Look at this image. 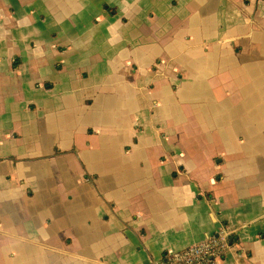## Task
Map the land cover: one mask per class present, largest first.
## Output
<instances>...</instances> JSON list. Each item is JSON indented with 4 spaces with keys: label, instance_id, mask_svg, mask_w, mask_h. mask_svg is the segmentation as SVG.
Returning a JSON list of instances; mask_svg holds the SVG:
<instances>
[{
    "label": "crops",
    "instance_id": "1",
    "mask_svg": "<svg viewBox=\"0 0 264 264\" xmlns=\"http://www.w3.org/2000/svg\"><path fill=\"white\" fill-rule=\"evenodd\" d=\"M227 227L264 264V0H0V264Z\"/></svg>",
    "mask_w": 264,
    "mask_h": 264
},
{
    "label": "built area",
    "instance_id": "2",
    "mask_svg": "<svg viewBox=\"0 0 264 264\" xmlns=\"http://www.w3.org/2000/svg\"><path fill=\"white\" fill-rule=\"evenodd\" d=\"M234 229L217 230L205 240L180 251L165 252L154 264H222L233 248Z\"/></svg>",
    "mask_w": 264,
    "mask_h": 264
},
{
    "label": "trees",
    "instance_id": "3",
    "mask_svg": "<svg viewBox=\"0 0 264 264\" xmlns=\"http://www.w3.org/2000/svg\"><path fill=\"white\" fill-rule=\"evenodd\" d=\"M232 241H233V243L235 242V244L237 243L236 241H237V239H235V238H233L232 239Z\"/></svg>",
    "mask_w": 264,
    "mask_h": 264
}]
</instances>
